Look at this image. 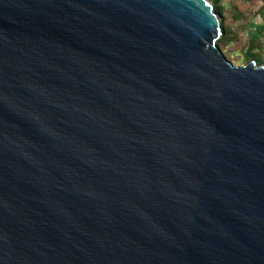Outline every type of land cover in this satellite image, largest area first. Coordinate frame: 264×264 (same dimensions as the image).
Returning a JSON list of instances; mask_svg holds the SVG:
<instances>
[{
    "label": "water",
    "instance_id": "1",
    "mask_svg": "<svg viewBox=\"0 0 264 264\" xmlns=\"http://www.w3.org/2000/svg\"><path fill=\"white\" fill-rule=\"evenodd\" d=\"M209 0H0V264H264V64Z\"/></svg>",
    "mask_w": 264,
    "mask_h": 264
},
{
    "label": "rangeland",
    "instance_id": "2",
    "mask_svg": "<svg viewBox=\"0 0 264 264\" xmlns=\"http://www.w3.org/2000/svg\"><path fill=\"white\" fill-rule=\"evenodd\" d=\"M221 16V25L226 33L225 26L230 30L238 42L220 44V47L229 60L236 64H246L251 59L245 58L240 44H249L252 39L262 43L264 59V0H209ZM245 26L243 29H241ZM235 40V39H234ZM240 43V44H238ZM258 65L264 64V60Z\"/></svg>",
    "mask_w": 264,
    "mask_h": 264
},
{
    "label": "trees",
    "instance_id": "3",
    "mask_svg": "<svg viewBox=\"0 0 264 264\" xmlns=\"http://www.w3.org/2000/svg\"><path fill=\"white\" fill-rule=\"evenodd\" d=\"M217 1V0H216ZM262 14L264 16V11H262ZM245 26H243L241 29H243ZM226 29V33L225 35H223L220 39V44H222L223 42L225 44H228L230 42H238L237 37H235V34H233L230 30L227 29V27L225 26ZM235 39V40H234ZM240 44V43H238ZM241 45V51L243 52V56L245 58L251 59V61L256 60V62L261 63L264 59H263V54H262V43L257 40V39H252L249 44H240Z\"/></svg>",
    "mask_w": 264,
    "mask_h": 264
}]
</instances>
